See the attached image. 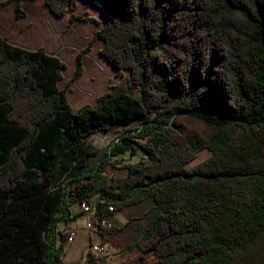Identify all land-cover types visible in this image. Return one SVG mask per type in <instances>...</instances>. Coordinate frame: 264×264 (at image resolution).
Instances as JSON below:
<instances>
[{"label":"trees","instance_id":"obj_1","mask_svg":"<svg viewBox=\"0 0 264 264\" xmlns=\"http://www.w3.org/2000/svg\"><path fill=\"white\" fill-rule=\"evenodd\" d=\"M79 1L43 0L56 17L100 24L75 13ZM84 1L104 22L82 52L101 40L120 75L93 104L72 110L57 56L0 36V264H67L58 225L75 219L71 204L101 216L147 199L98 231L101 245L137 253L122 264H264V0ZM137 118L143 141L128 149L146 158L108 177L127 148L88 138Z\"/></svg>","mask_w":264,"mask_h":264},{"label":"rangeland","instance_id":"obj_2","mask_svg":"<svg viewBox=\"0 0 264 264\" xmlns=\"http://www.w3.org/2000/svg\"><path fill=\"white\" fill-rule=\"evenodd\" d=\"M1 1L5 0H0V2ZM19 1H16L15 11L12 9V6L7 7L9 2L2 5L6 6V9H9V19L7 18L9 28L16 32L19 31V28L16 26L17 21L20 20V18L19 20L16 18V16H18L16 13V5L17 3L19 4ZM2 6H0V8ZM19 8L21 11L19 16L24 13L27 15L25 19L20 20L26 25V28L33 26L37 27V32L27 37L34 42V45L43 44L47 52L55 53V55L66 64V68L62 71V77L59 81V88L63 89L68 86L66 96L70 106L76 109L83 104L95 103L96 98L100 94L108 90L110 85L117 82L120 75L100 53V49L103 45L101 40L96 39L89 50L82 52L93 36V29L97 24L90 21L77 23V20L70 22L68 20V13L61 17H56L44 5L43 0H23L22 3L19 4ZM81 11L87 12L89 16L95 17L101 22L102 16L98 10L87 4L84 0L78 2L75 13ZM79 53H81L80 61L82 72L76 79L71 80L77 66V57ZM122 73H127V71H123ZM140 128V119L137 118L125 128L118 127L112 131H99L89 136L88 141L101 150L115 151L117 145L127 148L123 152H115L117 154L112 156L110 160L112 165L107 166L105 170V174L108 177L123 176L125 174V170L123 169L125 163L144 160L146 158V155L141 150H136L135 153L131 155L128 149H135L136 145L134 141L138 143L143 141L140 136L145 133V130H141ZM123 137H128L129 140H123ZM209 155L210 152L206 149L199 151L196 157L190 161L186 167L195 165ZM116 160H119V162L117 163ZM133 210H135V206L123 208L113 215L111 214L109 221L113 225L120 226V223H118L119 221L121 222L130 216H134L131 214ZM103 249L104 252H106L102 255L103 257L109 256L114 259H120L122 257L120 253L123 251L127 253L126 251H128L108 242L103 244ZM129 252L133 253V256L129 258L128 254L126 261L120 264L127 263L129 260L136 257V252ZM114 259L108 264H116ZM78 264L83 263L79 261ZM147 264L154 263L150 260Z\"/></svg>","mask_w":264,"mask_h":264},{"label":"crops","instance_id":"obj_3","mask_svg":"<svg viewBox=\"0 0 264 264\" xmlns=\"http://www.w3.org/2000/svg\"><path fill=\"white\" fill-rule=\"evenodd\" d=\"M22 1L23 0H20L19 4H21ZM15 4H16V1L9 2L7 7L12 6V9L15 11ZM7 7L2 6L0 8V36L5 38V40L7 42H9L10 44L24 48V49L34 50V49H37L39 47L44 48V45L41 43L39 45H34V42H32L31 39L27 37L28 35L33 34L34 32H37V27L33 26V27H27L26 28V25L20 21V20L25 19V17L27 16L25 13L21 14L20 16H16L17 20H19V18H20V20L17 21V25H16L17 28H19L18 29L19 31L16 32V31L11 30L9 28V25L7 24V18L9 19V14H8L9 9H6ZM76 22L80 23L82 21L77 20ZM103 22H104V18L102 17L100 24H97L96 27L93 29V31L95 32V30L98 29ZM35 41H37V40H35ZM47 53L55 55V53H53V52H47ZM58 86H59V82H58ZM72 109L76 110L77 108L74 109L72 107ZM152 204H153L152 200L147 199V200L141 201L135 205H132L130 207L135 206V210H133L131 214L139 215V214L143 213L144 211H146L150 206H152ZM70 210H71L72 214L76 215L75 219H73L67 223H60L58 225L59 229L75 230V236H74L73 240L71 242H67L65 245V250H64V254H63V261L67 264L79 263V261H81V263H83V264H87L86 261L83 260V255H84L85 251L93 244L101 245L100 244L101 237L98 233L89 231L85 227L86 219H85V216L79 212L78 203L71 204ZM109 217H110V215L107 217V219H109ZM123 221H125V220H123ZM123 221H121V222L119 221L118 222V223H120L119 225H121L123 223ZM101 246L103 247V245H101ZM124 252L125 251L120 253V254H122V257L120 259H114V258L109 257V256H105V257L100 256L98 264H108V263H110V261L112 259L115 260L116 264H120L121 262L126 261L128 254H129V258H130V256H133V253H131L129 251H126L127 253H124Z\"/></svg>","mask_w":264,"mask_h":264},{"label":"built area","instance_id":"obj_4","mask_svg":"<svg viewBox=\"0 0 264 264\" xmlns=\"http://www.w3.org/2000/svg\"><path fill=\"white\" fill-rule=\"evenodd\" d=\"M79 212L85 216L86 223L85 227L92 232L98 233L99 230L107 228L111 225V222L107 217L111 215L110 213L113 212V207L108 206L107 210L100 216L98 213L94 211L93 206L87 202L86 200H83L78 203ZM68 236L66 239L67 242H71L75 236V230H67ZM93 253L96 255L102 256L106 252H104V249L99 244H93L90 246Z\"/></svg>","mask_w":264,"mask_h":264}]
</instances>
